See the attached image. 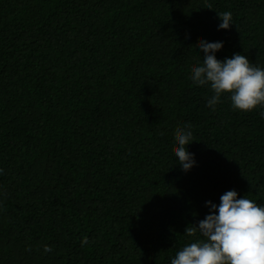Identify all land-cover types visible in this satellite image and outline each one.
<instances>
[{
    "label": "trees",
    "instance_id": "obj_1",
    "mask_svg": "<svg viewBox=\"0 0 264 264\" xmlns=\"http://www.w3.org/2000/svg\"><path fill=\"white\" fill-rule=\"evenodd\" d=\"M263 33L264 0H0V264H171L206 202L264 207V107L191 79L200 40L264 69Z\"/></svg>",
    "mask_w": 264,
    "mask_h": 264
},
{
    "label": "clouds",
    "instance_id": "obj_2",
    "mask_svg": "<svg viewBox=\"0 0 264 264\" xmlns=\"http://www.w3.org/2000/svg\"><path fill=\"white\" fill-rule=\"evenodd\" d=\"M218 17L220 29L233 25L231 12L220 13ZM197 46L204 53V59L202 66L193 67L191 79L197 85L210 86L214 92L208 107L215 110L225 93L230 94L234 109L249 112L258 106L264 107V69L253 66L242 54L218 60L215 53L223 47L222 42L200 40ZM175 138L178 142L175 156L182 169L188 171L195 164L194 154L185 147L190 143L192 132L177 128ZM237 197V192L230 190L220 197L218 206L206 202L210 213L195 227L185 229L187 236L199 232L204 239L178 250L171 264H264V207L248 198ZM81 243L86 244L87 238ZM51 251V247H44L45 253Z\"/></svg>",
    "mask_w": 264,
    "mask_h": 264
},
{
    "label": "water",
    "instance_id": "obj_3",
    "mask_svg": "<svg viewBox=\"0 0 264 264\" xmlns=\"http://www.w3.org/2000/svg\"><path fill=\"white\" fill-rule=\"evenodd\" d=\"M263 42H264V33H263Z\"/></svg>",
    "mask_w": 264,
    "mask_h": 264
}]
</instances>
